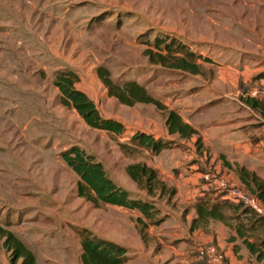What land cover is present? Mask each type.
<instances>
[{
  "label": "rangeland",
  "instance_id": "rangeland-1",
  "mask_svg": "<svg viewBox=\"0 0 264 264\" xmlns=\"http://www.w3.org/2000/svg\"><path fill=\"white\" fill-rule=\"evenodd\" d=\"M155 38L173 39L185 45L184 52H194L198 73L172 68V61L181 56L152 48ZM159 53L168 59L163 65L156 61ZM100 66L117 85L134 81L144 87L165 110L141 103L127 107L109 97L96 75ZM62 71L75 73L78 82L73 88L95 105L101 118L116 120L121 127H89L72 104L63 102L53 84ZM249 94H264V0H0V230L18 237L34 253L37 264H81L76 234L81 228L125 246L126 264H180L174 255H161L164 245L158 242L152 244L151 253L146 252L150 248L146 241H154L149 232L143 237L144 249L136 244L134 232L140 233L135 213H123L108 196L97 197V204L79 197V179L61 153L79 147L101 165L114 193L152 202L156 218L175 225L173 217L184 208V176H189V165L184 168V139H167L173 143L158 155L139 148L124 152L120 144H130L137 131L162 129L169 111L182 120L204 103L193 119L205 124L223 111L216 106L222 104L227 112L230 100L237 99L232 103L238 106ZM262 116L250 120L252 132L263 130ZM212 125L194 129L197 134L186 140L194 138L197 157L218 156L226 170L217 173L215 168L221 166L209 161L190 166L196 171H189V183L198 190L207 185L202 193L210 204H237L222 198L229 188L251 192L232 180L228 157L218 153L224 150L222 145L206 147L211 131L205 130ZM157 132L151 134L166 139V134ZM197 138L199 147H195ZM135 163L154 168L159 182L173 187L175 195L170 199L167 192L160 195L157 190L149 197L138 189L125 173L126 166ZM211 173L224 179L219 189ZM163 177L167 182L161 181ZM223 211L233 223H244V228L253 220L228 207ZM247 237L258 243L263 234ZM176 243L179 251L184 250V242ZM226 259L221 258L224 263ZM7 262L0 236V264ZM252 263L261 264L256 259L242 264Z\"/></svg>",
  "mask_w": 264,
  "mask_h": 264
},
{
  "label": "trees",
  "instance_id": "trees-1",
  "mask_svg": "<svg viewBox=\"0 0 264 264\" xmlns=\"http://www.w3.org/2000/svg\"><path fill=\"white\" fill-rule=\"evenodd\" d=\"M152 48L168 54L170 52L175 55H180L172 61L170 66L174 69L187 71L192 74L198 73V68L195 64V53L191 51L184 52L185 45L175 42L173 39L162 40L155 38L151 43ZM188 56V60L182 56V53ZM153 56H150L152 59ZM168 59L162 56L161 53L157 56V63L165 64ZM194 61V62H193ZM96 75L107 91V95L116 99L121 105L132 107L135 104H150L159 109L165 108L154 99L146 91L144 87L134 81L125 82L122 85L115 84L110 76L109 71L100 66L96 69ZM78 82V76L72 71H62L55 75L53 84L60 92L63 102L68 105L72 104L75 111L80 115L83 121L91 128L96 130L117 129L121 124L112 119L101 118L95 108V105L81 92L73 88ZM246 103L252 107H257L261 104L260 109L264 115V104L256 100H247ZM165 127L169 135L178 134L180 139H187L197 134L188 124L184 123L181 118L174 112L169 111L165 119ZM130 144H120L124 152H132L136 148L144 149L153 155L160 154L173 143L170 140L155 137L153 134L137 131L129 139ZM200 138L195 141V147H199ZM61 159L66 166L78 177L77 191L79 197L85 198L94 204L97 202V197L108 196L112 198L109 201L111 204L117 205L124 209L138 211L142 218H137L139 233L143 240L144 230L147 225H159L164 218H156L157 210L152 202L132 198L126 192L114 193L111 182L107 180L104 170L101 165L93 162V157L87 155L79 147H72L61 153ZM240 182L247 190L253 194L256 200L262 205L264 210V182L258 181L254 174L245 171L244 168L239 170ZM125 173L127 177L142 191H145L149 197L155 195V191H159L162 195L167 192L171 199L176 191L173 187L167 188L165 184L159 182L157 173L153 168L146 166L144 163H135L126 166ZM249 177V178H248ZM109 192L106 194V192ZM94 193V196L91 195ZM115 194V195H114ZM226 196V195H224ZM208 202L201 199L196 204L197 217L192 220V226L196 222H208V220H216L224 223L230 230H235V233L242 238V244L246 247L250 254L255 255L258 263L264 264V218L258 215L255 210L243 207L241 204H228V202H214L207 206ZM228 207L232 211H238L244 217L249 216L250 225L244 228L242 222H235L231 217L226 216L224 209ZM144 219L145 221H143ZM150 222V223H148ZM243 228L245 230H243ZM260 232L263 237L258 243L248 240V234ZM80 240L81 264H126L129 261L128 249L124 246L107 241L96 236L92 231L81 228L76 232ZM247 235V236H246ZM0 236L3 238V247L8 253V264H37L34 253L16 237L12 232L0 230Z\"/></svg>",
  "mask_w": 264,
  "mask_h": 264
},
{
  "label": "crops",
  "instance_id": "crops-1",
  "mask_svg": "<svg viewBox=\"0 0 264 264\" xmlns=\"http://www.w3.org/2000/svg\"><path fill=\"white\" fill-rule=\"evenodd\" d=\"M242 97L244 99L245 96ZM247 100H256L258 102H262L264 101V96L249 94L247 95L245 100H240L242 102L244 101V103L240 102L238 106L232 103L234 101H238L237 99L233 98V100H230L228 103L227 112H224L225 109H223L222 104H219L215 109L220 108L223 111L216 115V118L206 122L205 124H196L193 119L196 114L201 113V111L198 110L204 106V103L199 104L195 109L192 108L189 112L190 114L186 113L184 114V117H182V121L184 123L188 124L191 128L197 131L201 130L202 126L206 124H213L205 130L206 132H211H208L204 143L206 147H209V145H211L212 149L217 148L218 145H222L223 149L227 150L226 152L220 149L221 151H219L218 153H220L224 157H228L226 161L228 163L230 172L232 171V180L234 182H238L239 184H242L240 182L239 172L241 168H244L245 171L250 174H254L258 181L264 182V128L259 132H252L248 128L250 127L248 124L252 123L250 122L251 119L263 118L262 111L258 109L259 107H261V104L259 103L257 107H252L251 104L246 103ZM235 107H237L238 109L236 110ZM240 110H244V114H241ZM156 131L162 132L163 134L161 135L166 134V139H174L175 137H179L178 134H168L165 127V120L163 121L162 129L158 128L157 130L153 129L151 131L146 130V132L148 133H154ZM210 136L211 138H208ZM215 139L219 140V142L213 143ZM193 143L194 138L189 141L184 139V150H186L184 151V168L186 165H189V171H196L195 169H192L196 167L195 165H198L199 163H201V165H207L208 161L211 164L213 163L221 166V161L219 160L218 156H213L209 160H206L207 158L197 157L192 150ZM193 165L194 167H192ZM190 166L192 167L191 169ZM215 169L217 173L220 174H223V171L226 170V168H223L222 166ZM209 170L210 169H207L206 171L208 172ZM189 171L186 170V173L189 174V176H184V201L181 204L182 206L184 205V208L181 209L179 217H173V220L176 221L177 224L170 225V222H168L167 219L165 220V218L159 225L150 226L148 224L144 230V232L146 233L144 235H147V237H149L148 234L150 233V238H152V240L154 241H146V244L150 246V248L146 250V252L151 253L152 244H156L158 242V244L164 245L163 250L160 251L161 255L165 254L164 252L170 255L169 257L168 254H165V256L169 258H172L174 255L181 262L180 264H242L245 259L249 260V262H255V255L250 254L246 247L242 244L243 237L240 238L235 233V230H230L224 223L216 220H208V222L206 223L196 222L195 225L192 226V220L197 217L196 204L201 199L207 201V199L204 198L205 193H202V190H207L208 186L201 185V188L198 190L196 188L197 185H191L189 183L191 179ZM207 172L205 173V177H207ZM211 177L213 178L212 182L215 184V186H217V189L222 187L224 179L221 176L218 179H215L213 173H211L210 178ZM165 178H171V176H165ZM165 178H161V181L167 182V179ZM224 197L225 196H222V198ZM219 198L221 197L219 196ZM210 202L212 201H209L207 206L211 205ZM258 206L259 208H262V205L259 202ZM120 208L124 210L123 213L125 214H127L128 212L135 213L136 220L137 218H142L141 214L138 211L124 209L122 207ZM142 220L145 221L144 219ZM130 226L132 228L135 227L134 223H131ZM137 227L139 228V226ZM134 240H136V244L138 242L142 249H144L145 244L140 234H136V230L134 232ZM176 242H179L180 245L182 244V242H184V250L182 249L181 251H179L177 249ZM159 257H157L156 255V258L159 259ZM223 257L228 258L226 259L225 263L223 262V260H221V258Z\"/></svg>",
  "mask_w": 264,
  "mask_h": 264
},
{
  "label": "built area",
  "instance_id": "built-area-1",
  "mask_svg": "<svg viewBox=\"0 0 264 264\" xmlns=\"http://www.w3.org/2000/svg\"><path fill=\"white\" fill-rule=\"evenodd\" d=\"M264 95V94H257ZM226 197L232 199L234 202L241 204L243 207L255 210V212L264 218V210L259 208L256 198L239 187H231L227 190Z\"/></svg>",
  "mask_w": 264,
  "mask_h": 264
}]
</instances>
